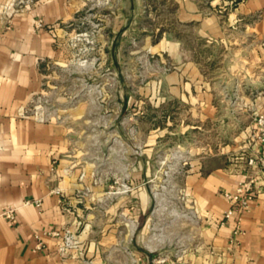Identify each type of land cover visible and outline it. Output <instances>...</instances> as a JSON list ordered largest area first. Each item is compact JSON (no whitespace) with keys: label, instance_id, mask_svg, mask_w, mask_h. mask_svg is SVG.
<instances>
[{"label":"rangeland","instance_id":"1","mask_svg":"<svg viewBox=\"0 0 264 264\" xmlns=\"http://www.w3.org/2000/svg\"><path fill=\"white\" fill-rule=\"evenodd\" d=\"M68 1L71 20L35 22L51 32L54 54L40 65L42 90L16 118L57 122L72 137V172L85 185L75 198L84 202L71 207L53 189L64 219L37 244L56 239L58 264H231L210 240L216 223L200 210L193 178L264 114L255 37L226 24L233 3L219 4L220 31L211 35L182 12L194 0ZM39 2L3 9L12 19ZM50 163L55 173L60 159ZM23 205L40 211L43 200ZM9 209L18 222L15 207L1 216Z\"/></svg>","mask_w":264,"mask_h":264},{"label":"crops","instance_id":"2","mask_svg":"<svg viewBox=\"0 0 264 264\" xmlns=\"http://www.w3.org/2000/svg\"><path fill=\"white\" fill-rule=\"evenodd\" d=\"M9 1L0 0V264H58L54 254L56 239L44 237L45 247L39 252L34 249L36 235L42 236L48 228L59 229L64 219L60 197L53 189L63 191L71 207L84 202L75 198L85 185L76 182L77 171L72 172L74 163L68 151L72 137L63 136L62 125L57 122L46 127L16 116L42 90L40 65L54 54L51 32L35 30V22L43 19L52 28L71 20L74 9L68 0H40L33 10L8 19L3 7ZM221 3L234 4L228 10L226 24H239L247 36L255 37L259 53H264V0H209V7H203L202 0H194L193 7H183L182 12L201 21L200 31L216 35L220 31L217 7ZM203 16L209 18L202 19ZM257 62L264 64V55L258 56ZM258 104L264 112L261 98ZM251 123L219 154H214L212 161L205 162L193 178V193L200 210L216 223L210 224V240L231 264H264V193L256 196L250 211L242 216L243 232L235 244L234 219L225 226L219 224L229 209L223 191L232 190L247 177L242 155L261 151L250 139ZM52 158L60 159L55 173L49 171ZM26 199L43 200L42 210L24 206ZM6 207L17 209L16 224H9L1 216Z\"/></svg>","mask_w":264,"mask_h":264},{"label":"built area","instance_id":"3","mask_svg":"<svg viewBox=\"0 0 264 264\" xmlns=\"http://www.w3.org/2000/svg\"><path fill=\"white\" fill-rule=\"evenodd\" d=\"M249 136L251 141L261 147L260 152L252 155H242L241 159L245 161L247 177L239 182L232 190L223 191L222 195L229 204V209L223 214L219 221L221 226H225L228 221L234 219L232 243H236V238L243 232L242 216L248 213L251 203L260 193H264V114H257L250 127ZM29 205L30 202H27ZM39 206V202H37ZM6 219L11 224H16L17 218L14 209H9L4 213ZM49 235L59 236L56 232L48 231ZM40 240V237H36ZM43 243H38L36 250H41Z\"/></svg>","mask_w":264,"mask_h":264}]
</instances>
